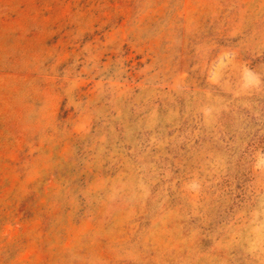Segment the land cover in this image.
Wrapping results in <instances>:
<instances>
[{"label": "rangeland", "instance_id": "1", "mask_svg": "<svg viewBox=\"0 0 264 264\" xmlns=\"http://www.w3.org/2000/svg\"><path fill=\"white\" fill-rule=\"evenodd\" d=\"M0 264H264V0H0Z\"/></svg>", "mask_w": 264, "mask_h": 264}]
</instances>
